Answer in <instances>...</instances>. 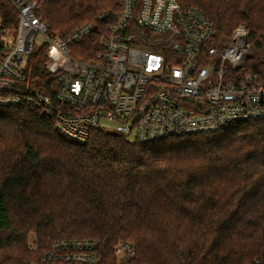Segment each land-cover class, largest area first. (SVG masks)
Here are the masks:
<instances>
[{"label": "trees", "instance_id": "1", "mask_svg": "<svg viewBox=\"0 0 264 264\" xmlns=\"http://www.w3.org/2000/svg\"><path fill=\"white\" fill-rule=\"evenodd\" d=\"M37 2L49 34L66 36L97 22L112 0ZM179 2L202 10L222 41L245 24L247 68L264 81V0ZM17 24L16 10L0 0V38ZM93 40L95 53L97 34L81 45ZM45 59L44 47L33 49L31 74L10 91L39 88L59 111L65 105ZM29 232L39 251L58 238H94L105 264H116L120 240L136 252L124 264H264V118L154 142L94 128L77 142L59 130L56 112L0 106V264L37 259L25 245Z\"/></svg>", "mask_w": 264, "mask_h": 264}, {"label": "built area", "instance_id": "2", "mask_svg": "<svg viewBox=\"0 0 264 264\" xmlns=\"http://www.w3.org/2000/svg\"><path fill=\"white\" fill-rule=\"evenodd\" d=\"M8 1L18 24L0 38V106L56 112L59 130L77 142L94 128L154 142L264 118V81L247 68L251 47L243 23L222 41L202 10L179 0H112L97 22L60 36L49 34L37 0ZM95 34L100 49L94 53L96 41L87 48L81 41ZM41 47L43 68L54 76L57 101L65 105L59 111L39 88L10 91L29 77L28 57ZM28 247L40 249L35 238ZM113 256L124 264L136 252L120 240ZM105 263L98 240L58 238L24 264Z\"/></svg>", "mask_w": 264, "mask_h": 264}, {"label": "rangeland", "instance_id": "3", "mask_svg": "<svg viewBox=\"0 0 264 264\" xmlns=\"http://www.w3.org/2000/svg\"><path fill=\"white\" fill-rule=\"evenodd\" d=\"M6 31V32H5ZM4 31V33L6 34V33H9V32H11V30H5ZM13 31V30H12ZM39 41V40H38ZM38 45V44H37ZM131 139V138H130ZM4 236V235H3ZM8 237V236H7ZM31 238H35V234L33 233V232H29L28 234H27V236H26V240H25V245H26V247H27V249L29 250V247H28V241L31 239ZM10 239H8V241H9ZM5 243H6V241H5ZM2 245H4V244H2ZM2 245H0V246H2ZM8 246H10V248L12 247V248H14L15 247V249L17 248V246H18V243L16 242L15 243V240H11V242H10V244H8ZM4 248L2 247V248H0V255H2L1 254V252H2V250H3Z\"/></svg>", "mask_w": 264, "mask_h": 264}]
</instances>
